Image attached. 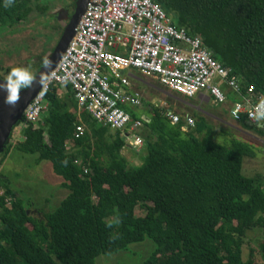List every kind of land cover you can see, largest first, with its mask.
<instances>
[{
  "label": "trees",
  "instance_id": "1",
  "mask_svg": "<svg viewBox=\"0 0 264 264\" xmlns=\"http://www.w3.org/2000/svg\"><path fill=\"white\" fill-rule=\"evenodd\" d=\"M154 1L175 27L201 38L244 92L264 94V0ZM50 2L14 0L5 7L0 0V28L15 32L32 13H48ZM60 89L51 85L38 126H24L15 147L51 161L69 193L54 210H39L42 218L0 174V264H97L99 255L146 238L156 247L144 264H256L243 257L246 232L256 226L264 264V175L243 172L244 159L257 155L252 144L220 143L199 121L184 131L165 107L143 100L142 111L126 108L131 124L143 123L146 149L142 163L131 165L122 132L79 113L71 86L62 96ZM227 96L238 100L231 91ZM82 122L85 134L75 137ZM240 124L264 135L258 125ZM12 147L0 152V169Z\"/></svg>",
  "mask_w": 264,
  "mask_h": 264
},
{
  "label": "built area",
  "instance_id": "2",
  "mask_svg": "<svg viewBox=\"0 0 264 264\" xmlns=\"http://www.w3.org/2000/svg\"><path fill=\"white\" fill-rule=\"evenodd\" d=\"M136 70L186 97L200 94L224 103L231 91L238 98L231 101L228 111L232 120L264 125V120L255 118L256 108L264 103V94H257L252 88L244 92L240 81L213 57L201 38L191 37L184 28L175 27L157 2L91 0L57 67L27 106L23 127L41 120L47 110L46 95L51 85L71 86L79 113L89 112L99 124L121 131L128 148L141 149L143 123L131 124L132 116L126 110L140 109L143 105L142 94L131 89ZM165 109L172 123L183 122L184 131L196 126L190 114ZM85 131L86 125L79 123L75 137L83 136Z\"/></svg>",
  "mask_w": 264,
  "mask_h": 264
},
{
  "label": "rangeland",
  "instance_id": "3",
  "mask_svg": "<svg viewBox=\"0 0 264 264\" xmlns=\"http://www.w3.org/2000/svg\"><path fill=\"white\" fill-rule=\"evenodd\" d=\"M75 3V0H51V9L47 13L51 17L47 29L44 26L47 16L36 13H32L29 19L21 24L20 31L13 32L0 28V65L2 66L0 79L6 77V67L10 69L26 67L31 70L32 74L38 71L39 63L35 65L36 58L34 55L39 56L41 60L42 58L46 60V56L54 49L69 23L75 9ZM50 29H54L56 33L54 35L55 40L53 39L49 48L44 42L48 39L47 32ZM29 31L32 32L29 33ZM46 48L49 50L46 51ZM220 85L227 89L225 85ZM131 89L139 91L145 101L170 107L180 115L190 114L194 117L196 124L199 121V124L203 123L207 129L212 127L214 136L220 143L229 144L232 138H237L252 144L257 155L244 159L243 172L248 177L257 174L264 175V135L246 129L240 123L232 120L228 112L232 104L230 100L224 103H216L205 98L206 96L201 100L198 98V94L194 97L182 96L162 86L157 80L144 76L137 70L134 71V77L131 78ZM144 108L143 104L139 110L142 111ZM200 118H202L201 121ZM39 122L36 124L37 126ZM195 127H192V130ZM23 128V123L14 125L8 141L9 144L12 143L13 147L1 166L0 174L11 180L17 196L33 203L31 213L43 218L38 211L50 212L54 210L69 193V190L60 183L63 182V178L54 172L51 161L42 160L38 162L37 155L27 154L16 149L17 143L24 139ZM124 150L131 165L141 164L142 157L146 154L144 146L139 150L134 148H125ZM137 214L141 215L143 211L138 210ZM246 233L243 245L244 260L252 258L256 264H261L263 262L261 250L263 231L259 226H256L248 229ZM155 247V242L146 238L143 242L130 244L127 249L118 253L101 254L96 258V262L97 264H144Z\"/></svg>",
  "mask_w": 264,
  "mask_h": 264
},
{
  "label": "water",
  "instance_id": "4",
  "mask_svg": "<svg viewBox=\"0 0 264 264\" xmlns=\"http://www.w3.org/2000/svg\"><path fill=\"white\" fill-rule=\"evenodd\" d=\"M90 1L91 0H75V9L69 23L54 49L46 56V60L50 63L51 67L45 68L43 64L41 65L34 75L36 83H34L30 89L21 92L19 101L14 106H10L3 102L4 94L0 93V152L5 150L9 143L8 141L10 140L14 125L23 122V114L27 106L38 95L50 73L57 67L70 41L74 37L79 21L87 10ZM259 127L264 128V125L260 124Z\"/></svg>",
  "mask_w": 264,
  "mask_h": 264
},
{
  "label": "clouds",
  "instance_id": "5",
  "mask_svg": "<svg viewBox=\"0 0 264 264\" xmlns=\"http://www.w3.org/2000/svg\"><path fill=\"white\" fill-rule=\"evenodd\" d=\"M14 0H4V6L8 7ZM45 68L51 67L50 63L43 62ZM36 83L34 76L29 68L15 67L8 71L6 77L0 80V93H3V102L14 106L20 99L23 90L30 89ZM257 120H264V103H261L255 112Z\"/></svg>",
  "mask_w": 264,
  "mask_h": 264
},
{
  "label": "flooded vegetation",
  "instance_id": "6",
  "mask_svg": "<svg viewBox=\"0 0 264 264\" xmlns=\"http://www.w3.org/2000/svg\"><path fill=\"white\" fill-rule=\"evenodd\" d=\"M68 9H69V7L68 6H66ZM44 15H46L47 17H46V20H45V22H44V26H46V29L47 28H49V20H50V17L47 15V13L46 14H44ZM21 24H23V22H21ZM21 24H19V26H17L18 28H17V30L16 31H20V26H21ZM6 30H12V29H6ZM30 30H31V28H30ZM33 30V29H32ZM32 31H29V33H31ZM48 34H47V40L44 42V44H47V46H49L50 45V43L53 41V39L55 38V30L54 29H50L48 32H47ZM26 36H28V35H26ZM33 39V38H32ZM44 39H46V38H44ZM30 40H31V37H30ZM55 40V39H54ZM46 47V46H45ZM49 48H50V46H49ZM46 51H48L49 49H45ZM34 57L36 58L35 59V65H37L38 63V68H40L41 67V65L43 64V62L45 61V58L43 59L42 58V60H41V58L39 57V56H35L34 55ZM41 61V62H40ZM0 68H2V66L0 65ZM8 68V67H7ZM37 70H39V69H37ZM37 72V71H36ZM36 72H35V74H36ZM35 74H33V76L35 75ZM0 77H1V75H0Z\"/></svg>",
  "mask_w": 264,
  "mask_h": 264
},
{
  "label": "crops",
  "instance_id": "7",
  "mask_svg": "<svg viewBox=\"0 0 264 264\" xmlns=\"http://www.w3.org/2000/svg\"><path fill=\"white\" fill-rule=\"evenodd\" d=\"M66 90H67V87H63V86H62L61 89H60V95H61V96L64 95L65 92H66ZM62 91H63L64 94L62 93ZM64 91H65V92H64ZM198 98L201 99V100H203L204 96L199 94V95H198ZM205 98H206V97H205ZM198 109H199V108H198ZM201 110H202V109H201ZM124 149H125V148H124ZM124 149L122 150V153L125 154V156H126V153H125V150H124ZM60 183H62V182H60Z\"/></svg>",
  "mask_w": 264,
  "mask_h": 264
},
{
  "label": "bare ground",
  "instance_id": "8",
  "mask_svg": "<svg viewBox=\"0 0 264 264\" xmlns=\"http://www.w3.org/2000/svg\"><path fill=\"white\" fill-rule=\"evenodd\" d=\"M229 100V99H228ZM225 102H227V101H225ZM160 106H162V105H160Z\"/></svg>",
  "mask_w": 264,
  "mask_h": 264
}]
</instances>
